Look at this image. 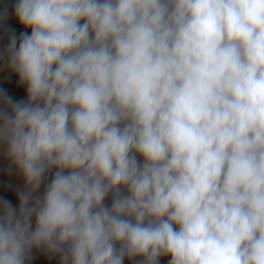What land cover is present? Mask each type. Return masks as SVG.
I'll use <instances>...</instances> for the list:
<instances>
[{"label":"clouds","instance_id":"clouds-1","mask_svg":"<svg viewBox=\"0 0 264 264\" xmlns=\"http://www.w3.org/2000/svg\"><path fill=\"white\" fill-rule=\"evenodd\" d=\"M0 34V264H264V0H0Z\"/></svg>","mask_w":264,"mask_h":264},{"label":"rangeland","instance_id":"rangeland-1","mask_svg":"<svg viewBox=\"0 0 264 264\" xmlns=\"http://www.w3.org/2000/svg\"><path fill=\"white\" fill-rule=\"evenodd\" d=\"M12 23L15 25L14 21H12ZM6 42H7V37L0 34V46H3L4 44H6ZM13 80H15V77L12 76V74L9 73L6 69L0 70V85L7 87ZM168 259H169L168 257H162L161 264H167ZM40 261L45 262V264H59L58 257H49L47 255L37 252L35 254L33 264H38V262ZM125 264H131V262L126 260Z\"/></svg>","mask_w":264,"mask_h":264},{"label":"crops","instance_id":"crops-1","mask_svg":"<svg viewBox=\"0 0 264 264\" xmlns=\"http://www.w3.org/2000/svg\"><path fill=\"white\" fill-rule=\"evenodd\" d=\"M17 26L18 25H14ZM22 94V93H21ZM6 163V161L0 159V165ZM13 183L22 185V180H20L19 178H16ZM0 195H7L10 199L13 200V203H15V198H14V193L11 192V186L8 184H4V185H0Z\"/></svg>","mask_w":264,"mask_h":264}]
</instances>
